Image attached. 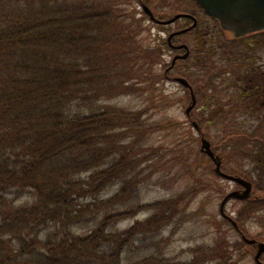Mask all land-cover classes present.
I'll return each instance as SVG.
<instances>
[{"label": "trees", "instance_id": "obj_1", "mask_svg": "<svg viewBox=\"0 0 264 264\" xmlns=\"http://www.w3.org/2000/svg\"><path fill=\"white\" fill-rule=\"evenodd\" d=\"M134 5L132 0H0V264H123L135 240L154 241L184 214V196L135 203L142 180L134 179V161L142 150L133 145L146 132L145 110L103 105L94 113L80 112L85 104L142 96L167 81L162 60L169 55L167 41L156 35L145 44L142 36L150 29ZM167 9L164 16H172L175 11ZM262 51L264 56V33L252 46L221 41L211 57L220 56L221 64L201 57L195 73L191 67L179 72L193 86L201 109L200 136L256 145L242 150L246 159L256 160L252 172L222 170L249 181L256 193L238 211V226L258 212V178L252 176L258 175L260 146L255 131L264 129V119L251 63ZM233 87L238 96L228 93ZM185 97L176 103L184 104ZM244 114L252 120L243 121ZM216 146L214 140L213 151ZM115 185L113 196L102 200ZM26 192L33 195L31 203L18 205L11 198ZM87 197L90 206L80 204ZM139 212L149 216L122 232L114 230ZM229 247L226 240L218 242L207 249L205 260L235 264L239 247ZM166 261L147 255L131 264Z\"/></svg>", "mask_w": 264, "mask_h": 264}, {"label": "rangeland", "instance_id": "obj_2", "mask_svg": "<svg viewBox=\"0 0 264 264\" xmlns=\"http://www.w3.org/2000/svg\"><path fill=\"white\" fill-rule=\"evenodd\" d=\"M106 1L109 0H100V3L103 4ZM144 26L150 29L149 34L146 33L142 36L145 44H148L156 36L157 31L156 27L149 21H145ZM246 43L249 44L250 42L247 41ZM260 56L264 58L263 54ZM219 58L220 56L211 58L209 64H221V58ZM162 60L163 62L165 60L164 65L171 62V58L167 57ZM261 60L264 61V59H258V61ZM183 95H186V102L182 105L176 103L175 100ZM189 102L190 97L183 92L182 87L172 82H165L163 85L155 86L152 92H147L142 96L123 95L107 102L101 101L94 106L85 104L80 110L84 114L94 113L96 107L101 108L103 105L126 111L145 110L142 122L146 132L133 145L134 151L142 150H139L140 153L135 155L139 161H134L138 167L133 174L134 179L142 180L138 186V198L135 203L148 205L156 202L175 201L176 198L184 196L181 201V206L185 205L184 214L176 217L169 227H163L160 233L155 236L154 241L151 239L142 242L135 240L134 244L125 251L123 264L135 263L147 255H153L156 258L163 256L167 259L165 263L168 264H190L194 260L195 262L201 261L202 264H218V259L214 261L205 260L210 255L207 249L224 240L230 244L229 250L234 245L239 247L234 250L232 263L255 264L253 261L256 254L255 249L242 244L240 234L228 222V224L221 223L223 219L219 213V206L222 199L230 192L239 191L241 188L216 176L213 173V164L205 155L200 153V135L193 129L191 123L198 125L201 109L199 104L196 105L191 112V115L195 116L189 121L185 114L190 105ZM71 110L76 111V107L73 106ZM241 117L243 121H250L253 116L244 114ZM263 125L264 123L262 127ZM248 126L249 124L246 128ZM255 133L259 138V144L262 145L264 143V129L258 128V132L255 131ZM222 137L225 138V136ZM206 139L211 146L214 140L217 144L214 153L221 160V170L248 173L252 172L253 167L255 168L256 160L246 159L243 152L256 149V145L255 147L254 145L244 147L236 143L235 146L233 141H222L220 137H215L213 141ZM261 152L257 153L255 159L260 157ZM257 165L256 163V169ZM255 177L258 178V175L252 176V178ZM258 185L262 186L264 193V178L258 181ZM117 189V185L108 188L100 198L107 200L113 196ZM215 189L218 191H214ZM11 198H15L16 204L22 205L31 203L33 195L31 192H26L18 197L12 195ZM80 201L83 206H90L91 204L89 197ZM242 207L243 202L231 200L226 204L224 214L235 221L238 211L242 210ZM258 209L260 211L256 212L248 221L242 222L238 229L247 239L259 240L264 243V203ZM148 216L149 212H139L133 217L117 223L114 230L122 232L136 222L144 221ZM52 230L53 228H51ZM163 240L165 241L164 245L161 244ZM155 242L160 243V245L157 246ZM220 250L226 251L223 253L225 254L223 257L226 259L229 251L225 250L224 246Z\"/></svg>", "mask_w": 264, "mask_h": 264}, {"label": "flooded vegetation", "instance_id": "obj_3", "mask_svg": "<svg viewBox=\"0 0 264 264\" xmlns=\"http://www.w3.org/2000/svg\"><path fill=\"white\" fill-rule=\"evenodd\" d=\"M134 3L138 4L139 9L144 11V6H147L154 18L159 24H155L159 30L165 34V39L169 48V55L173 58H180L184 54L190 53L189 56H193V63L189 66L191 67L189 72H194L197 69L199 59L201 57L211 58L212 55L220 51V42H230L238 40L234 38L231 32L224 31L220 27V23L214 18L205 14V12L197 5L196 0H169L173 7L174 16L179 15L180 17L172 25H162L161 20L164 16V11L166 7L164 5L168 0H132ZM144 14V13H143ZM146 16V15H145ZM147 17V16H146ZM148 18V17H147ZM149 20V18H148ZM174 26V27H173ZM173 27V29H170ZM245 41L249 40L248 46H252L254 40H258V32L251 33L244 38ZM172 58V59H173ZM199 58V59H198ZM252 60L251 75L258 78V99L260 102V118L264 119V61H258V55H256ZM262 59V58H260ZM259 59V60H260ZM180 60L176 61L174 64L172 61L169 67L165 69V78L170 81L173 80L174 76L172 73L179 71L180 65L177 66ZM188 67V68H189ZM183 70V69H182ZM186 72V73H189ZM227 77L229 81L232 80L233 74L228 73ZM230 96H238V90L234 87L228 92ZM259 151H262L260 157L258 158V181L264 178V144L258 147ZM263 188L258 185V207L263 205L261 196ZM258 211H260L258 209ZM258 243L260 241L258 240ZM260 261L264 262V255L260 257Z\"/></svg>", "mask_w": 264, "mask_h": 264}, {"label": "water", "instance_id": "obj_4", "mask_svg": "<svg viewBox=\"0 0 264 264\" xmlns=\"http://www.w3.org/2000/svg\"><path fill=\"white\" fill-rule=\"evenodd\" d=\"M197 4L205 11V13L214 19H217L220 26L225 31L231 32L235 37H243L248 33L264 30V0H196ZM144 12L149 16L150 20H154L150 11L144 7ZM181 16L165 22V25L172 24ZM185 54L180 59H185ZM174 59V61H176ZM175 82L189 90L191 96V104L186 110L188 115L195 106V98L189 84L181 78L175 79ZM194 128L197 126L193 123ZM200 152L206 155L214 165V173L221 179L236 184L242 188L241 191H233L227 194L220 203L219 211L221 216L226 218L230 224L237 230L236 224L224 215V207L228 201L234 199L245 201L250 199L254 193L252 185L239 177L230 176L221 172L220 159L211 150L210 143L203 137L200 141ZM241 240L247 245L256 244L253 240H247L241 237ZM264 253V244H257V252L254 256L255 264L259 262L260 256Z\"/></svg>", "mask_w": 264, "mask_h": 264}]
</instances>
